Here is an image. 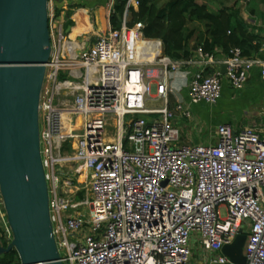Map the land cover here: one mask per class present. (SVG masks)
I'll return each mask as SVG.
<instances>
[{
  "label": "built area",
  "instance_id": "built-area-1",
  "mask_svg": "<svg viewBox=\"0 0 264 264\" xmlns=\"http://www.w3.org/2000/svg\"><path fill=\"white\" fill-rule=\"evenodd\" d=\"M64 2L47 0L51 48L38 106L48 213L61 262L237 264L221 248L242 231L244 264H264V127L222 122L209 142L187 143L174 121L176 114L192 116L183 88L187 103L213 104L223 77L242 88L255 71L264 82V58L235 46L216 57L198 44L174 58L162 39L143 34V21L129 23L139 0H125L115 28V0H107L106 28L94 32L91 25L72 35V13L84 6L70 14L67 30L54 8ZM178 73L187 74L186 84L177 85ZM196 232L212 253L206 259H192ZM11 238L0 192V243Z\"/></svg>",
  "mask_w": 264,
  "mask_h": 264
},
{
  "label": "water",
  "instance_id": "water-1",
  "mask_svg": "<svg viewBox=\"0 0 264 264\" xmlns=\"http://www.w3.org/2000/svg\"><path fill=\"white\" fill-rule=\"evenodd\" d=\"M50 48L47 0H0V192L12 232L0 253L14 248L20 264H62L39 151V96ZM245 239L238 232L222 253L244 264Z\"/></svg>",
  "mask_w": 264,
  "mask_h": 264
},
{
  "label": "trees",
  "instance_id": "trees-1",
  "mask_svg": "<svg viewBox=\"0 0 264 264\" xmlns=\"http://www.w3.org/2000/svg\"><path fill=\"white\" fill-rule=\"evenodd\" d=\"M210 1L139 0L137 10H131L129 23L143 21V34L162 39L164 52L174 58L190 55L193 52L192 41L214 54L217 50L227 53L235 46L241 48L243 54L263 56L261 46L264 35L260 34V28L244 19L239 8L234 6L237 0L230 5L225 4L224 0H214L220 2L215 7L210 5ZM259 1L264 0H246L250 13H262L258 7ZM124 4L125 0L114 2V11L110 15L113 28L120 26ZM68 22L72 24L71 19ZM7 244L3 242L1 245ZM0 259L6 263L20 264L14 248L0 253Z\"/></svg>",
  "mask_w": 264,
  "mask_h": 264
},
{
  "label": "rangeland",
  "instance_id": "rangeland-1",
  "mask_svg": "<svg viewBox=\"0 0 264 264\" xmlns=\"http://www.w3.org/2000/svg\"><path fill=\"white\" fill-rule=\"evenodd\" d=\"M64 5L60 6L57 3L55 4V14L56 18L59 17L63 20V27L66 29L68 27L69 23L68 20L70 18V14L73 12V10L79 6H87L90 11V16L92 19H96V24L98 27H101L103 24L105 25V12L107 10V0H100L97 4H92L93 2L96 3L97 0H94L92 2L89 0H83V2H70L69 0H64ZM231 0H224L225 4L231 3ZM219 5V4H217ZM235 7H238L239 10L244 11L246 16H249L250 13H248V3H246V0H237ZM263 6L264 7V1H259L258 7ZM80 11V10H79ZM85 13L86 11L83 10ZM101 11V16H100ZM261 16V15H260ZM73 23V21H72ZM89 28V26L84 25L79 30H74L71 32L72 35H74L77 32H80L83 29ZM62 75L65 74V72L61 71ZM60 77V75H59ZM258 76L252 75V77L247 81V83L242 88H234L231 87L230 91L223 96L222 102L217 105V103L214 104H208V103H198V104H190L187 103V88H183L181 90L183 104L187 105L188 108L191 110L192 116L190 118L186 117H180L178 114H176L174 121L176 122V125L180 129V135H181V141L187 142V143H193V142H200V143H207L212 139L211 133H210V127L214 126L217 121L220 119L218 117V113L223 114L222 117L223 120H229L230 123L233 126H238V129L241 128L243 125H251L253 123H257L256 119L262 120V124L264 126V83L259 81L257 79ZM155 93V84L152 83L150 85V94ZM170 100V106L173 107V100L174 97L171 94L169 97ZM253 102H255V105L257 106V109H254ZM149 104H158L159 102L153 101L148 102ZM211 110H214V116L209 119L207 112L209 111V108ZM263 107V108H262ZM217 114V115H216ZM38 128L41 127V120L38 118ZM108 133L113 129L111 126L107 125ZM213 130V128L211 129ZM74 180L77 178V174L74 172L71 176ZM47 186V183H46ZM243 226H245V223H243ZM197 234H193V239L191 243V248L195 256L198 252H203L200 249L202 246L199 242V232H196ZM2 247H6L4 245H1ZM197 248V249H196ZM62 264H67L66 262H62Z\"/></svg>",
  "mask_w": 264,
  "mask_h": 264
},
{
  "label": "crops",
  "instance_id": "crops-1",
  "mask_svg": "<svg viewBox=\"0 0 264 264\" xmlns=\"http://www.w3.org/2000/svg\"><path fill=\"white\" fill-rule=\"evenodd\" d=\"M89 1H91V0H89ZM94 0H92V2H93ZM100 0H97L96 1V3H92V4H97L98 2H99ZM232 2H233V0H231ZM231 2V3H232ZM210 3V5H212L213 7H215L217 4H220V2H218V1H214V0H212V1H210L209 2ZM231 3H229L228 5H230ZM83 10H85L86 11V15L91 19V27H92V31H94V32H98V31H100V30H102V29H104V28H106V24L104 25H102L101 27H98L97 26V24H96V19H92L91 18V16H90V11H89V9H88V7L87 6H84L83 7ZM259 11H261L262 13H254V14H252V13H250V11L248 12V13H250L249 14V16H246L245 15V13H244V11H240L241 12V14H242V16L244 17V19L245 20H247V22H249L250 24H252V25H255V26H257L258 28H260L259 29V32H260V34L261 35H264V7L263 6H259ZM76 13H72V15H75ZM261 15V16H260ZM100 16H101V11H100ZM105 16H106V12H105ZM76 18V17H75ZM105 23H106V20H105ZM77 26V25H76ZM201 28H203V26L201 25L200 26ZM67 29V28H66ZM255 30L257 31L258 29L257 28H255ZM195 45H197V43L195 42V41H192L191 42V46H192V48H194L195 47ZM193 50V49H192ZM261 51H262V53H263V56H260L259 54H252V55H254V56H258V57H261V58H264V47L263 48H261ZM216 55V57H222L223 55H224V53H222V52H220V51H218L217 50V53L215 54ZM256 75V77L258 76L257 75V73L255 72V71H253V73L250 75V77H249V79L252 77V75ZM183 74L182 73H178L177 74V76H176V79H175V82L177 83V85L178 86H182L183 85V83H182V80H183ZM257 79H259V77L257 78ZM259 81H261L260 79H259ZM262 82V81H261ZM232 86L230 85V83L228 82V80L226 79V77H223V87H222V93H221V96L218 98V100H217V102H215V103H217V105H219V103L220 102H222V99L221 98H223V96H225V94L226 93H228L229 91H230V88H231ZM214 104V103H213ZM254 109H257V106L255 105V102H253V106H252ZM263 108V107H262ZM212 109V107L211 108H209V111L207 112V115H208V117H209V119H211L213 116H214V110H211ZM221 112H219L218 113V117L217 118H219L220 120L219 121H217V123H215V125L214 126H211L210 127V132H211V129L212 128H214L218 123H222V122H227V123H230V121L229 120H223V118L224 117H222L223 116V114H220ZM217 115V114H216ZM257 121V123H253V124H255V125H261V126H263V124H262V120L260 121V120H258V118L256 119ZM231 124V123H230ZM232 125V124H231ZM233 126V125H232ZM243 126H246V125H243ZM243 126H241V128L243 127ZM264 127V126H263ZM233 128L234 129H238V126H233ZM193 239H195V238H193V236H192V238H191V240H190V247H191V243H192V240ZM197 249V248H196ZM202 249H203V251L205 252V253H203V252H198L197 253V255L195 256V254L193 253V251H192V259L193 260H201V259H206V258H208L209 256H211L212 255V253L209 251V250H206V249H204L203 247H201L200 249H198V250H201L202 251ZM191 250H192V248H191Z\"/></svg>",
  "mask_w": 264,
  "mask_h": 264
},
{
  "label": "bare ground",
  "instance_id": "bare-ground-1",
  "mask_svg": "<svg viewBox=\"0 0 264 264\" xmlns=\"http://www.w3.org/2000/svg\"><path fill=\"white\" fill-rule=\"evenodd\" d=\"M80 10V11H79ZM76 14L75 17L77 19V26L74 25L72 28V31L74 30H79L82 26L87 25V26H91V24L89 23V21L87 20V15L86 13L83 11V9H79Z\"/></svg>",
  "mask_w": 264,
  "mask_h": 264
},
{
  "label": "clouds",
  "instance_id": "clouds-1",
  "mask_svg": "<svg viewBox=\"0 0 264 264\" xmlns=\"http://www.w3.org/2000/svg\"><path fill=\"white\" fill-rule=\"evenodd\" d=\"M186 79H187V74H184V76H183V80H182V83L186 84ZM173 88H174V90H178L176 84L173 85Z\"/></svg>",
  "mask_w": 264,
  "mask_h": 264
}]
</instances>
